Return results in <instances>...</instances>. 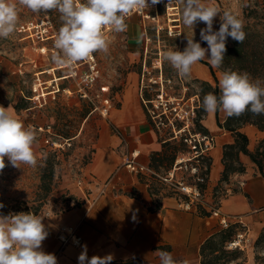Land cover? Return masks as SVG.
<instances>
[{"label": "rangeland", "instance_id": "obj_1", "mask_svg": "<svg viewBox=\"0 0 264 264\" xmlns=\"http://www.w3.org/2000/svg\"><path fill=\"white\" fill-rule=\"evenodd\" d=\"M262 1L210 0L220 9L221 13L230 11L242 20L243 24L247 21L245 13L258 7ZM182 7V0H172L171 3L169 0H160L157 3L161 27L159 31L156 30L155 23L149 17H143L138 11L134 12L126 18L127 29L125 31L114 32L107 28L104 30L105 37L109 42L107 53L96 52L92 55L93 60L90 56L71 66L56 68L54 71L48 69L57 65L51 60V57L57 52L54 48L55 38L46 41V45L49 47L46 53H41L36 43H33L29 38H23V34L17 30L8 38H0V106L14 107L19 98L25 95L28 99L27 107L18 110L14 108L16 117L26 127L51 123L53 137L62 142V146L55 151L56 163L52 189L44 199L40 198L38 194L40 167L43 157L52 151L43 139L44 133L38 132L34 128L37 133L34 151L38 161L35 167L26 164H21L20 168L12 167L5 158L6 166L0 171V204H3L0 214L8 215L24 212L27 208H36V215L46 217L64 211L68 205L71 206V202L68 203L62 196L63 193L70 194L62 187V182L75 181L83 165L92 156L98 125L100 120L107 116L101 113L102 98L109 97L111 99V108L118 105V96L132 75L138 78L140 92L144 98H152L162 82L167 94L177 97L181 104L194 103L197 105L196 113L200 115L201 119L195 122L193 128L201 129L199 125H202L205 114L202 100L205 94L214 93L213 88L203 86V78L193 73L195 72L193 67V72L191 71L188 78H181L164 60L166 51L175 49L183 51L187 44V38H192L193 34L195 42H200L204 48L208 47L206 42L200 40V30L206 25L203 22H198L193 30L186 27L181 18ZM143 12L151 15L153 9L149 6ZM18 14L19 23L36 20L47 14L52 20L56 34L61 27L60 14L56 11L36 14L25 7L18 6ZM250 21H252L251 18ZM220 23L219 16L214 18L213 29L218 30ZM169 25H174L173 28L179 29V34L169 35L167 32ZM135 31L140 36V42L137 52L133 53L129 39L132 32ZM229 39L231 37L227 40ZM207 55L209 53H206ZM204 60L208 61L207 58ZM91 63L97 72L93 82L86 86L81 82V79L84 73L91 71ZM200 63L202 62L200 61ZM19 66L21 71L18 70ZM213 69L216 79L212 76L211 85L217 87V93L214 94L219 96V79L224 69L222 66ZM36 73L44 81L53 78L54 75L64 78L56 80V82L53 81L51 84L43 83L42 86L48 93L45 94L44 99L42 97L38 99L33 96L32 90ZM70 73L72 74L69 75ZM155 79L157 81L153 82ZM56 83L59 89L51 92L52 84ZM81 88H84L87 96L81 95ZM142 104L146 110L143 101ZM86 109H90V111L83 117V111ZM154 128L160 138H167L173 144L177 142V139L169 138L170 130L167 126H161L160 129L154 126ZM66 130L71 136L64 137L62 135V132ZM234 226L235 231L240 228L237 224ZM247 233L249 242L243 248H228L225 243V249L228 251L224 256L226 264H264V226L260 232L255 234L248 223ZM176 261L178 264H183L181 260ZM199 262L200 255L198 260L188 264H199ZM149 264H161V262L159 260Z\"/></svg>", "mask_w": 264, "mask_h": 264}, {"label": "crops", "instance_id": "obj_2", "mask_svg": "<svg viewBox=\"0 0 264 264\" xmlns=\"http://www.w3.org/2000/svg\"><path fill=\"white\" fill-rule=\"evenodd\" d=\"M139 38L137 31L132 32L129 42L133 53L137 52ZM194 66L197 71L192 72L211 83L209 67L200 62ZM118 102L100 120L92 156L76 178H82L83 185H78L76 180L62 182V187L75 197L71 206L60 213L41 217L49 233L42 242V249L53 253L57 264H78L84 245L89 258L112 255V260L137 258L149 264L160 260V251H167L178 261L192 263L198 260L204 240L220 229L217 217L206 213L215 188L222 186L229 188L222 197L221 210L239 217L246 225L249 223L255 234L260 232L264 226V178L250 157L241 152L239 159L245 171L231 174L228 182L220 180L223 147L232 143L234 137L232 132L218 125L216 113L205 112L202 119L203 129L216 136L215 146L209 153L205 202L202 206L184 209L168 188L157 187L156 192H152L147 176L133 173L122 165L127 150L136 148L138 162L150 166L153 153L161 152L163 143L169 140L160 138L151 123L142 104L137 77H130ZM6 108L16 116L13 106ZM226 116L218 111L221 121ZM113 125L123 131L126 144L114 132ZM240 130L247 134L250 150H254L258 140L264 137V130L251 123ZM102 187L104 190L100 192ZM75 201L78 203L73 205ZM62 226L74 228L82 237L81 245H61L58 232Z\"/></svg>", "mask_w": 264, "mask_h": 264}, {"label": "clouds", "instance_id": "obj_3", "mask_svg": "<svg viewBox=\"0 0 264 264\" xmlns=\"http://www.w3.org/2000/svg\"><path fill=\"white\" fill-rule=\"evenodd\" d=\"M159 2L151 0L153 5ZM182 4L183 24L193 30L198 22H203L206 27L200 30V40L208 46L204 48L200 42H195L193 34L192 38H187L183 51L175 49L164 53V60L177 74L188 78L192 67L205 58L213 68L221 67L227 39L231 37L243 43L246 33L242 20L230 11L221 13L210 0H182ZM18 6L36 14L51 11L60 14L61 27L54 40L57 52L51 60L57 65L71 66L96 52L107 53L109 42L104 30L125 31L126 18L134 12L147 10L149 0H0V38H8L17 30ZM217 16L221 23L219 29L214 30ZM219 90V96L204 95L202 108L205 112L221 111L228 117H239L245 112L264 115V82L259 79L253 80L248 73L225 70L219 79ZM36 139L34 128L26 127L8 108L0 106V171L6 166L5 158L12 167L20 168L21 164L35 167L38 162L34 151ZM48 235L43 218L36 214H0V264H57V257L42 249V242ZM159 258L161 264H178L167 251H160ZM112 259V255L89 258L84 245L78 264H111Z\"/></svg>", "mask_w": 264, "mask_h": 264}, {"label": "built area", "instance_id": "obj_4", "mask_svg": "<svg viewBox=\"0 0 264 264\" xmlns=\"http://www.w3.org/2000/svg\"><path fill=\"white\" fill-rule=\"evenodd\" d=\"M149 6L153 9L151 15L145 14L143 11L138 12L141 13L143 17H149L155 23L156 30L159 31L161 27L159 25L157 4L153 5L151 4V0H149ZM173 26L174 25L168 26V34H179V29L176 27L173 28ZM17 31L23 34V38H29L33 43H36L41 53H46L49 49L46 45V41L56 37L52 20L47 14L40 16L36 20L20 22ZM91 58L93 60V56H91ZM90 68L91 71L84 73L81 79V82L86 86L93 82L97 72V70H94V65L92 63L90 64ZM18 70L21 71L20 66ZM71 74L72 73L69 75ZM53 78L44 81L38 73H36L35 80L32 84L33 96L38 99L40 97L44 99L48 91L44 90L42 84L45 82L49 84L53 81L56 82ZM156 81L155 79L153 82ZM52 86L53 90H51V92H55L59 89L57 83L52 84ZM81 89V95L87 96V92L84 88ZM102 100L101 113L103 115H108L112 105L111 99L109 97H103ZM142 101L153 125L157 129H160L161 126H167L170 130L169 138L180 141L183 144V148L178 150L172 165L164 172H156L150 166L139 163L137 160L139 150L136 148L127 150L122 165L140 176H147V178L152 177L159 180V182L163 183L168 189L174 192L180 207L192 209L194 206H202L205 200L204 189L201 188L200 184L204 182L208 176L206 173L208 158H210V151L215 146L216 136L202 129H194L193 126L195 122L201 119L200 115L196 113L197 105L194 103H189L187 105L181 104L177 97L167 94L162 82H160V86L157 87L152 98L142 97ZM32 127L38 132L44 133L43 139L50 148L59 149L62 146V142L53 137L54 133L51 123L39 124ZM112 128L122 139V142L126 144L127 142L123 131L116 125H113ZM76 181L78 185H83L82 178L79 177ZM109 181L110 179L104 182V188ZM103 187L100 192H103ZM221 200L222 195L213 197L209 205L210 215L217 217L220 226L223 228L229 227L232 223H238L240 228H238L226 242V247L243 248V246L249 242L247 225L239 219V217H233L232 215L224 213L220 208ZM58 239L61 245L72 244L79 246L82 243V237L70 226H62L60 228Z\"/></svg>", "mask_w": 264, "mask_h": 264}, {"label": "trees", "instance_id": "obj_5", "mask_svg": "<svg viewBox=\"0 0 264 264\" xmlns=\"http://www.w3.org/2000/svg\"><path fill=\"white\" fill-rule=\"evenodd\" d=\"M264 0L258 7L251 9L245 13L247 21L243 24V30L246 33V37L243 43H238L232 38L226 41V53L222 67L225 70H236L240 73H248L253 80L259 79L264 82ZM250 18L252 21H250ZM204 64H207L211 75L216 79L215 71L208 61L202 60ZM203 86L207 88H213V92L217 93V87H212L209 81H202ZM27 98L25 95L21 96L18 102L14 105L16 110L27 107ZM90 109L83 111V117H85ZM217 123L219 126L232 132L234 141L227 143L223 147V170L221 173L220 180L228 182L229 176L235 172L242 173L245 171V165L239 159V153L247 154L250 159L256 164L257 169L261 176L264 178V138L258 141V144L254 150L248 148V136L245 132L241 131L240 128L251 123L258 127L260 130H264V115H253L251 112H245L239 117H228L221 121L218 117V111L216 112ZM199 125V123H198ZM202 130L203 125H199ZM64 137H69V132L63 131ZM164 149L161 152L153 153L151 157L150 167L156 172L166 171L173 163V160L183 144L177 140L176 143H171L170 140H166L164 143ZM51 152L46 154L42 159V165L40 167V181L38 184V194L40 198H46L50 193L53 185V179L55 175V151L52 149ZM210 167V158H208V167L206 173L208 175ZM143 178V177H142ZM207 179V177H206ZM149 188L152 192H156L157 187H166L159 180L149 177L148 178ZM205 182H202L201 188L204 189ZM167 188V187H166ZM229 187H216L213 197L221 196L224 197L228 192ZM235 189V188H234ZM172 193L173 191L169 189ZM174 193V192H173ZM64 199L70 203L75 197L72 194L66 195L63 193ZM78 202L75 201L73 205ZM201 206V205H199ZM198 206V207H199ZM70 206L68 205L66 209ZM31 212L37 214L36 208H27L24 213ZM205 213L204 211H201ZM206 214H211L210 210ZM234 224L232 223L229 227H221L219 230L207 237L200 246V262L199 264H226L224 256L228 252L225 249V243L235 233ZM240 226V225H239ZM141 261L137 258H124L114 259L111 264H140Z\"/></svg>", "mask_w": 264, "mask_h": 264}, {"label": "bare ground", "instance_id": "obj_6", "mask_svg": "<svg viewBox=\"0 0 264 264\" xmlns=\"http://www.w3.org/2000/svg\"><path fill=\"white\" fill-rule=\"evenodd\" d=\"M64 66H66V65H56V66H53V67L49 68L48 70H50V71L53 70V71H54L56 68H61V67L63 68ZM193 70H194V71H197V69H196L195 66L193 67ZM65 76L67 77V76H69V75H65ZM61 78H64V77H61ZM61 78L58 77L57 75H54L53 80H59V79H61Z\"/></svg>", "mask_w": 264, "mask_h": 264}]
</instances>
